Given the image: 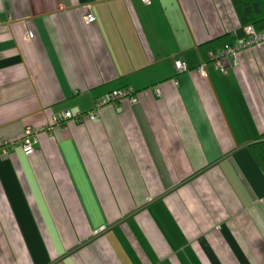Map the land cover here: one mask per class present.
<instances>
[{
	"label": "crops",
	"instance_id": "obj_1",
	"mask_svg": "<svg viewBox=\"0 0 264 264\" xmlns=\"http://www.w3.org/2000/svg\"><path fill=\"white\" fill-rule=\"evenodd\" d=\"M241 28L231 0H0V144L37 132L0 156V264H264V45L224 73L202 47Z\"/></svg>",
	"mask_w": 264,
	"mask_h": 264
},
{
	"label": "built area",
	"instance_id": "obj_2",
	"mask_svg": "<svg viewBox=\"0 0 264 264\" xmlns=\"http://www.w3.org/2000/svg\"><path fill=\"white\" fill-rule=\"evenodd\" d=\"M92 20V16L89 14L85 21L88 23ZM243 38L235 45L230 47H224L223 49L217 51L213 57V63L216 69L220 70L224 73V69L220 63V60L224 56H230L236 64V52L251 46L260 47L264 45V31H257L251 25H247L243 28ZM29 38V34H26V39ZM174 67L177 73H181L186 70V66L184 62L180 59L174 60ZM197 72L201 75L205 74L204 64H201L197 68ZM134 90L130 87L124 88L122 90L112 91L109 98H101L98 99L93 109L86 115V118L89 120H93L96 117L95 110L100 106H103L107 103H116L120 100H128L129 102L134 101ZM76 120L77 122H83L84 117L81 114L73 115L70 112H64L60 114L58 117H53L51 120V124L49 127L58 126L63 129H66L68 121ZM37 132L32 130L31 128H26L23 132V135L19 138L17 142H5L0 144V156L6 155L9 150L15 147L17 144L22 148V151L26 154H32L34 152L33 143H35Z\"/></svg>",
	"mask_w": 264,
	"mask_h": 264
},
{
	"label": "trees",
	"instance_id": "obj_3",
	"mask_svg": "<svg viewBox=\"0 0 264 264\" xmlns=\"http://www.w3.org/2000/svg\"><path fill=\"white\" fill-rule=\"evenodd\" d=\"M231 3L242 27L241 31L247 25L253 26L257 31H264V0H231ZM242 32L236 34V37L242 36ZM232 44V39L229 36H224L202 47L206 48L204 50L206 52L207 50H215L220 45L233 46ZM215 53L209 55L208 59H211L210 57H213ZM250 151L262 170H264V134L261 135L260 141L250 146Z\"/></svg>",
	"mask_w": 264,
	"mask_h": 264
}]
</instances>
